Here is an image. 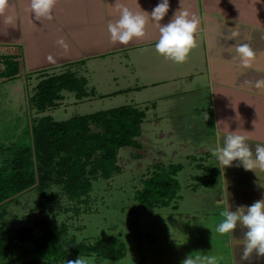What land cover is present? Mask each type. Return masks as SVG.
Segmentation results:
<instances>
[{
    "label": "crops",
    "instance_id": "obj_1",
    "mask_svg": "<svg viewBox=\"0 0 264 264\" xmlns=\"http://www.w3.org/2000/svg\"><path fill=\"white\" fill-rule=\"evenodd\" d=\"M159 2L56 0L52 18L37 20L31 0H7L0 14V44L8 45L10 55L18 63L22 61L18 75L21 65L27 72L51 68L47 71L72 72L86 82V95L76 101H90L95 93L102 98L121 96V105L159 114L156 122L168 121V130L178 132L186 147H192L189 139L202 132L207 123L204 130L211 133L214 142L200 145L194 152L199 157L204 155L212 166L209 175L217 181L216 185L205 186L214 190L218 180L227 178L231 192L222 180L225 194L217 188L220 194L214 198L215 203H222L223 197L231 211L238 205H251L264 198V169L246 170L237 160L222 166L213 149L223 147L221 130L225 127L245 135L253 156L256 146L264 144V88L255 87L258 81H264V0H168L167 14L156 22L151 10ZM120 7L146 17L143 37H134L127 44L111 40L107 25L120 18ZM182 11L196 21L197 29L195 47L185 62L177 64L157 53L155 44L159 28ZM9 17L11 23L7 22ZM234 31L238 35L231 38ZM240 45H248L254 53L249 66L241 65L237 57L236 47ZM97 66L100 72L94 74ZM98 84L100 89L95 87ZM147 119L148 115L145 123ZM141 137L147 140L143 133ZM244 231L238 225L229 236L213 239L219 250V260L213 257L215 264H264V256H258L255 250L247 260L241 259L243 245L234 243V237L242 238Z\"/></svg>",
    "mask_w": 264,
    "mask_h": 264
},
{
    "label": "rangeland",
    "instance_id": "obj_2",
    "mask_svg": "<svg viewBox=\"0 0 264 264\" xmlns=\"http://www.w3.org/2000/svg\"><path fill=\"white\" fill-rule=\"evenodd\" d=\"M0 48L1 68V59L10 55V47L0 44ZM19 63L22 61L19 60ZM98 66L93 69L94 74L100 72ZM58 72L48 71L46 74ZM41 78V74L27 72L26 67L21 65L20 75L0 83V148L23 140L30 120L42 115L49 114L56 120H63L76 114L109 109L124 103L121 96L102 98L95 92L94 95L98 97L91 96L92 100L80 102L76 101L72 92L64 91L65 98L55 108L38 112L29 107L27 100L34 93V86ZM98 86L99 84L95 85ZM147 115L146 123L142 124L143 136L147 138L144 140V148L139 150L142 156H131L137 151L121 148L118 157L122 171L108 179L93 181L92 189L83 202L69 200L57 187H53L55 194L50 201L40 198L35 191L19 196L5 208L6 225L13 230L44 219L57 224L64 223L68 237L75 236L76 240L111 234L119 236L127 247L125 257L120 260L75 255L62 264H70L78 258L85 264H175L176 261L196 260L197 257L200 258L199 263L203 261L205 264L207 258L214 260V256L219 260V250L213 239L229 236L216 230V224L223 212L228 211V205L223 197L222 203H215L214 198L220 194L216 193L218 189V192L225 194L223 182L228 193L231 188L227 178L218 180V189L205 186L212 183L216 185L217 181L209 175L208 168L212 166L207 164L204 155L201 159L200 154L195 155L194 152L200 145L214 142L211 133L204 130L207 123L204 124L202 132L189 139V144H193L190 148L182 144V137L178 132L168 130V121L156 122L159 114L155 116L148 110ZM197 127L201 129V126ZM183 133L185 132L181 133L182 136ZM1 151L0 149V160ZM157 160L163 166L181 165L174 176L179 188L171 204L148 210L141 207L133 195L141 187V180L149 176L155 168L153 164ZM229 210L231 211L230 208ZM23 247L27 250L25 254H22L21 249L6 259L0 258V264H22L23 261L37 256L32 251L30 242ZM205 248L209 251H205Z\"/></svg>",
    "mask_w": 264,
    "mask_h": 264
},
{
    "label": "trees",
    "instance_id": "obj_3",
    "mask_svg": "<svg viewBox=\"0 0 264 264\" xmlns=\"http://www.w3.org/2000/svg\"><path fill=\"white\" fill-rule=\"evenodd\" d=\"M14 58L9 55L1 59L0 83L18 76L19 63ZM52 69L33 71L42 78L27 102L38 112L55 108L64 98L63 91L72 92L77 100L86 95L83 77L69 71L46 74ZM145 117L144 108L130 104L63 120L45 114L30 120L23 140L1 146L0 258L6 259L21 249L25 254L23 245L28 242L37 256L22 264H62L75 255L110 261L125 257V242L111 234L76 240L75 236L68 237L64 223L44 219L12 230L4 219L5 208L30 191L50 201L55 194L53 187L59 188L69 200L83 202L93 181L108 179L122 171L118 157L121 148L137 151L131 156H142L139 150L146 144L141 137ZM158 162L154 161L155 168L141 180V187L133 195L144 209L167 206L177 196L179 184L174 176L181 165L163 166Z\"/></svg>",
    "mask_w": 264,
    "mask_h": 264
},
{
    "label": "clouds",
    "instance_id": "obj_4",
    "mask_svg": "<svg viewBox=\"0 0 264 264\" xmlns=\"http://www.w3.org/2000/svg\"><path fill=\"white\" fill-rule=\"evenodd\" d=\"M56 0H31V11L39 20L41 17L51 19V12ZM7 0H0V14H3ZM169 9L168 0H160L151 10L154 21H161ZM189 13L182 11L174 19L159 28V39L155 44V50L166 59L179 64L185 62L191 49L195 47L194 33L197 23L194 19H188ZM7 22L11 23V17ZM146 17L140 13H133L127 7H120V18L115 23L107 25V31L113 42L127 44L134 37L145 35ZM237 32H233L231 38H235ZM63 45V41H59ZM66 47V45H63ZM237 57L243 66H249L254 58V53L248 45L236 47ZM257 88H264V81H258ZM224 134L223 147L213 149V155L222 166H230L234 160L239 161L246 170L255 168L264 169V144L255 148L253 156L245 135L239 131H231L229 127L222 128ZM223 219L217 225V232L230 234L239 225L243 232L242 238H235L234 243L243 245L242 260H247L255 250L258 256H264V198L255 201L251 205H238L235 211H226ZM200 258H197L199 261ZM197 261L189 260L188 264H197ZM70 264H85L81 259H76ZM200 264H204L200 261ZM206 264H215L212 258L206 259Z\"/></svg>",
    "mask_w": 264,
    "mask_h": 264
}]
</instances>
